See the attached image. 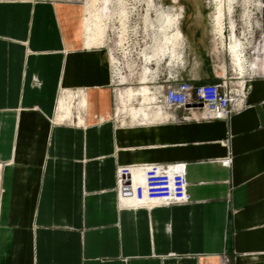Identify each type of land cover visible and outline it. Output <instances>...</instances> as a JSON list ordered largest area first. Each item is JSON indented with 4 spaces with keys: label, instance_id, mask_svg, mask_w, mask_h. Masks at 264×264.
Instances as JSON below:
<instances>
[{
    "label": "crops",
    "instance_id": "1",
    "mask_svg": "<svg viewBox=\"0 0 264 264\" xmlns=\"http://www.w3.org/2000/svg\"><path fill=\"white\" fill-rule=\"evenodd\" d=\"M258 3L260 41L246 45L252 52L242 73L228 42L222 47L210 29L209 54L190 58L183 42L181 61L157 67L141 56L155 51L151 37L143 46L136 37L131 68L119 53L113 76L105 49L82 47L80 19L66 28L51 0H0V264H264V0ZM248 31L235 27L239 37L250 38ZM120 78L127 84L113 81ZM167 78L225 80L244 106L211 120L194 104L162 108L156 98ZM126 86L148 88L150 101L138 95L133 109L119 102ZM65 95L80 112L59 122ZM174 162L187 165L189 202L123 207L117 167Z\"/></svg>",
    "mask_w": 264,
    "mask_h": 264
},
{
    "label": "bare ground",
    "instance_id": "2",
    "mask_svg": "<svg viewBox=\"0 0 264 264\" xmlns=\"http://www.w3.org/2000/svg\"><path fill=\"white\" fill-rule=\"evenodd\" d=\"M113 1L114 6L112 10L110 9V11L106 7H108L109 4H112ZM214 2L218 12L215 19L213 20L211 29L218 38L223 36L224 6L225 4H227L228 12L229 14H231L234 9L233 4L235 0H214ZM138 3L144 4L141 13L137 9L138 6H136V4ZM152 11H154L157 15V19L155 21H153L151 17ZM133 15L137 16L139 21H137L133 26H130V18ZM181 17L182 13H179L178 11H165L162 8L159 10L155 5L154 0H90L83 8L78 25V33L80 35L83 48L87 50H99L100 48L105 49L104 52L108 65H112L115 70L117 67L118 59L113 54H111L110 50L108 49L107 32L110 30L115 31V43L120 47L122 54L124 56L127 55L129 59L131 58L132 51L134 50L133 48H131L133 41L130 40V34L140 36L139 33L142 32V34L147 37L150 36L151 33L153 50L155 51H152L153 54L151 53L149 55H147L145 52H141V56L144 62L152 63L153 61L154 65H156L157 67V65L163 63L165 59H168L170 63L181 61L180 55L178 54L179 52L177 50L184 42V35L179 27ZM243 17L245 19V26L247 28L249 27V16L248 12L246 13V9L244 10ZM230 28V41L227 44L228 48L227 45L226 48L232 64L242 73L247 63V58L245 56L246 43L243 41V39L239 38L235 34V26L232 20L230 21ZM131 63L128 64L129 69L131 68ZM147 70L143 72L146 73ZM119 73L121 74V70L119 71ZM140 80L142 83H145L146 81L144 77H142ZM116 82H118L120 85L127 84L125 78H120ZM159 87L161 88V86ZM149 92L150 91L148 90V88L144 86L139 89H136V87L134 89L131 86H126L125 88H123L122 92L120 90L118 99L121 103H123L124 99H126L133 109L134 107L132 103L134 102V98H137V96L139 95L140 97H143V99L141 100L142 102L148 101L146 100L145 96L148 95ZM55 115L53 116L52 120L54 122H57ZM127 166H130L132 169L134 182H140L142 180V166L140 164ZM117 182L118 179L116 168L115 190L117 189ZM122 203L124 208L131 209H150L172 204L167 201L137 203L131 199H125Z\"/></svg>",
    "mask_w": 264,
    "mask_h": 264
},
{
    "label": "built area",
    "instance_id": "3",
    "mask_svg": "<svg viewBox=\"0 0 264 264\" xmlns=\"http://www.w3.org/2000/svg\"><path fill=\"white\" fill-rule=\"evenodd\" d=\"M160 86L157 104L162 108H181L192 104L203 109L202 119H220L228 117L244 106L240 94L225 80L219 83L193 84L183 79H166ZM231 157L224 163L230 165ZM142 166V180L134 182L130 166L117 167L116 194L123 200L131 199L137 203L169 202L183 204L190 201L186 178L187 165L183 162L169 164L149 163Z\"/></svg>",
    "mask_w": 264,
    "mask_h": 264
},
{
    "label": "rangeland",
    "instance_id": "4",
    "mask_svg": "<svg viewBox=\"0 0 264 264\" xmlns=\"http://www.w3.org/2000/svg\"><path fill=\"white\" fill-rule=\"evenodd\" d=\"M50 1V0H49ZM55 8L57 9V17L59 16L61 23L65 24L66 28H72L74 24L78 22L82 15L83 8L89 2L90 0H51ZM112 1V0H111ZM155 5L160 10L161 8L165 11H178L179 13H182V17L180 18L179 27L184 35V42H185V48L187 54L190 58L192 57H201L204 54H209L211 50V37L208 35L210 32V29L212 28L213 20L215 19L217 15V8L215 6L214 0H154ZM258 0H235L233 4V12L229 14L227 4L224 6V22H223V29H230V35H231V28H230V21L234 23V26L238 29V33L242 32L243 29L250 30L248 32H251L253 30L252 36L249 38L245 34H242V37H239L243 39V41L246 43L247 48L250 47V45H254L259 43V37L257 34V12H258ZM111 5V6H110ZM114 1L112 4H109L107 9H113ZM137 9L142 11L144 4H136ZM172 9V10H171ZM174 9V10H173ZM246 9V13L248 12L249 16V27L246 28L245 19L243 17L244 10ZM110 10V11H111ZM151 17L153 21L157 19V15L154 11L151 12ZM80 21V20H79ZM139 21L137 16H132L130 18V26H133L136 24V22ZM140 36L132 35L130 34V40L135 42V38L138 37V42L141 46L148 43L150 40L146 39L145 41H141L140 39H144L145 36L142 34V32L139 33ZM115 31L110 30L107 32V42H108V49L110 50V53L113 54L116 58H121L120 54H122V51L120 48L115 46ZM230 35L229 37H218L220 44L222 47H225L224 42L230 41ZM135 36V37H134ZM150 33V37H151ZM229 39V41H228ZM224 40V41H223ZM217 44V42L215 41ZM137 46H132L134 50L137 51ZM228 48V45H227ZM226 48V49H227ZM255 49V47H254ZM132 51V54L135 55L136 51ZM251 49L245 50L246 56L251 55ZM131 54V55H132ZM124 59L126 60L127 66L131 63V61L128 60V56H124ZM131 60V59H130ZM111 70L113 71V76L115 75V69L112 67ZM115 78V77H114ZM115 83V79H113ZM65 91V90H64ZM63 92V91H62ZM62 92L59 96V98L62 96ZM117 92V90H116ZM115 92V108L114 112L116 111V108L118 107V100ZM58 98V100H59ZM71 97H67L66 95L61 98V103L63 110L59 111V121L64 120H70V118L73 115V109H76L78 112H80L77 109V105L74 104V102L77 100H74L72 102V109H71ZM57 100V102H58ZM80 102V101H79ZM79 106V103H78ZM71 109V111H70ZM57 112V108H56ZM80 118V114L77 116Z\"/></svg>",
    "mask_w": 264,
    "mask_h": 264
}]
</instances>
